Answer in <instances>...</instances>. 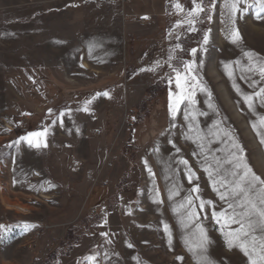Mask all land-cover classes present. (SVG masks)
<instances>
[{"label": "rangeland", "instance_id": "374dc122", "mask_svg": "<svg viewBox=\"0 0 264 264\" xmlns=\"http://www.w3.org/2000/svg\"><path fill=\"white\" fill-rule=\"evenodd\" d=\"M205 3L211 11L190 18L192 0H0V264H264L259 244L246 245L251 259L229 249L224 233L238 225L213 217L229 202L204 170L219 180L216 161L227 175L225 160L242 155L264 180V128L253 129L264 118V18L241 5L233 25L223 0ZM174 68L190 88L177 89ZM178 95L192 102L173 119ZM44 130L46 148L23 140ZM198 226L208 243L191 252Z\"/></svg>", "mask_w": 264, "mask_h": 264}, {"label": "snow or ice", "instance_id": "6c2138e0", "mask_svg": "<svg viewBox=\"0 0 264 264\" xmlns=\"http://www.w3.org/2000/svg\"><path fill=\"white\" fill-rule=\"evenodd\" d=\"M211 3V0H209ZM226 13L228 18L232 20L234 25L236 14L241 12L243 9L241 5L246 8H257L256 16L257 18H264V0H256L255 4H250L247 0H223ZM192 9L187 12V16L190 18H198L202 13H208L211 9L205 3V0H192ZM176 8L183 12L184 10L181 8L179 4L175 5ZM212 8L216 7L215 3H212ZM189 24H192V20H189ZM182 24H178L177 27H182ZM195 31V28L193 27ZM231 42L232 43H239L240 36L239 32L236 30L231 31ZM204 44L208 43L207 36L204 37L203 40ZM192 56L196 55L195 50L191 53ZM246 56L249 59H255L252 53H246ZM159 66V65H158ZM193 67L192 64H185V71L190 70ZM144 71H155V69H145ZM175 72V79H176V87L177 89H182L181 80L185 81V86L190 88L192 85L188 82L189 77L185 76L180 70L173 69ZM259 74L264 77V68L257 69ZM190 80L195 82L196 77L191 76ZM204 89H201L203 91ZM239 93V89H237ZM103 95L107 96V93ZM261 97H264V88H262L258 94ZM243 99L248 104L249 109H252V96H243ZM188 101L191 103L192 101L187 96L178 95L176 97V107L171 109L173 113V119H175L176 112L178 110V106L180 104L185 103ZM91 103V101H89ZM264 103V102H262ZM84 111H87V105L84 106ZM187 119V117H185ZM195 119V117H193ZM258 128H264V118H260L258 124L253 125L254 131H257ZM46 131H40L36 133H32L29 136L23 138V140L28 144L29 147L34 148H46ZM227 135V134H226ZM257 135L261 136V144H264V135H261L259 131H257ZM238 150L242 152V149H239L238 145H234ZM207 159V157H206ZM181 163L187 164L186 161H181ZM217 169L216 174L221 176V179L216 180L215 174L211 170V168H205L204 170L208 172L209 177L213 178V190L216 191L220 199L222 201H228L229 206L219 213H213V217L216 219L217 223L220 224L223 221L222 228H232L233 225H238L237 228L233 229L232 231L225 232L224 235L228 238L227 244L229 249L233 247H238L245 256H248L251 259V254L249 252V245L252 248H255L257 244H259L261 253H264V235L257 236L255 235L257 229H259L260 233H264V180H261L259 176H257L252 168L247 164L244 157L235 156L231 159H226L225 163L232 165L233 170L228 171L227 175L223 172H220V164L219 161H216ZM151 172V169H149ZM228 177H232L233 179H228ZM194 178V174L191 172L189 173V182L191 183L192 179ZM259 186V187H258ZM228 189V192H222L221 189ZM193 192H199L198 188H194ZM196 199L199 200V196H196ZM154 203H159L160 201L154 200ZM211 204L209 201H201L198 205L201 212L204 210L205 204ZM188 206V226L190 227L192 223L195 222V219H199V214L196 211V206H193V200L190 197L188 200L185 201L184 204H181V208ZM181 223H184L182 220ZM25 230H27L30 226L25 225ZM164 231L169 236V244L171 243V232L167 225L164 226ZM198 234V235H197ZM194 235H197V245L196 248H193L189 245V251L195 252L199 249L201 252L206 250V246L208 243L207 237L204 233L203 228L197 227ZM247 238V239H245ZM188 242L186 241V244ZM260 260L264 261V254L260 255ZM199 264H208L206 258L202 257L201 262ZM252 264H257L256 261H252Z\"/></svg>", "mask_w": 264, "mask_h": 264}, {"label": "trees", "instance_id": "16d2710c", "mask_svg": "<svg viewBox=\"0 0 264 264\" xmlns=\"http://www.w3.org/2000/svg\"><path fill=\"white\" fill-rule=\"evenodd\" d=\"M95 90H87L85 92H81V93H78V94H75L74 97L76 96V99L75 101L77 102H81L83 101L85 98H87L88 96H90ZM69 103H71V101H68ZM113 197L112 199H110L107 203H106V209L107 210H112L114 208V205L116 203V201H113ZM98 215H96V217H94V220L92 221L93 224L96 223V225H99L102 223V212L101 211H97ZM79 227H82V226H75V229L77 228V230H79ZM91 230V233H94L97 229H90ZM79 239H76V241L74 242H70L71 244L68 245V249L67 250H70L73 246L77 245L79 240L81 239V234L79 233ZM66 250V249H65ZM63 253V250H62V247L59 246L56 251L53 252V254H62Z\"/></svg>", "mask_w": 264, "mask_h": 264}, {"label": "built area", "instance_id": "2783aa9c", "mask_svg": "<svg viewBox=\"0 0 264 264\" xmlns=\"http://www.w3.org/2000/svg\"><path fill=\"white\" fill-rule=\"evenodd\" d=\"M22 127H24V125H22ZM110 165L112 166V163Z\"/></svg>", "mask_w": 264, "mask_h": 264}, {"label": "crops", "instance_id": "0c3cea01", "mask_svg": "<svg viewBox=\"0 0 264 264\" xmlns=\"http://www.w3.org/2000/svg\"><path fill=\"white\" fill-rule=\"evenodd\" d=\"M74 99H76V98L73 97L72 100H74Z\"/></svg>", "mask_w": 264, "mask_h": 264}]
</instances>
